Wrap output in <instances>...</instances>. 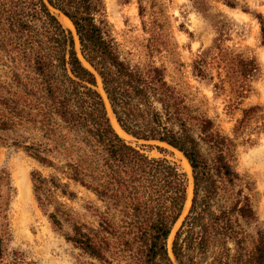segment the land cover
<instances>
[{"label": "trees", "instance_id": "16d2710c", "mask_svg": "<svg viewBox=\"0 0 264 264\" xmlns=\"http://www.w3.org/2000/svg\"><path fill=\"white\" fill-rule=\"evenodd\" d=\"M136 1L143 18L150 0ZM50 7L67 16L74 34ZM104 12V0H0V55L10 63V82L0 88V146L20 149L51 170L30 171L38 207L79 250L80 264H264V226L254 209L253 182L235 164L239 143H253L249 121L264 106L242 108L232 136L223 133L167 79L165 65L121 55ZM253 15L264 45V17ZM213 25L217 36L193 59L192 74L213 81L215 68L213 87L222 90L226 80L243 98L260 74L259 63L225 47L220 24ZM143 27L150 34L149 56L162 48L174 55L157 17ZM109 109L131 137L165 143L187 159L192 196L175 229L188 192L186 172L125 141ZM71 183L101 202L87 206L93 222L57 201V193L76 197ZM2 235L0 264H18L17 251L2 261Z\"/></svg>", "mask_w": 264, "mask_h": 264}, {"label": "rangeland", "instance_id": "374dc122", "mask_svg": "<svg viewBox=\"0 0 264 264\" xmlns=\"http://www.w3.org/2000/svg\"><path fill=\"white\" fill-rule=\"evenodd\" d=\"M235 1L237 5L232 8L223 0H197L198 6L193 0H150L146 5L145 15L141 18L136 0H104V15L108 21L109 32L121 55L132 62L151 59L157 64L165 65L167 79L177 83L178 88L192 99L191 103L212 117L218 128L230 136L234 124L242 116V108L252 105L264 106V45L260 40L259 22L253 15L261 13L264 17V0ZM50 10L59 15L57 10L51 7ZM155 17L163 24V29L172 43L173 56L163 48L152 56L148 55L146 45L150 34L143 27V22L149 27ZM214 23L221 26L225 47L235 52H243L247 56H255L259 63L260 74L252 81V90L243 98L236 95L226 80L222 90L213 87V82L218 81L215 68L211 70L213 81L192 74L193 59L202 49L210 46L217 36ZM65 27L74 34L73 25ZM76 49L79 51L77 39ZM9 65L8 59L0 55V88L3 89H6L10 82ZM221 74L224 77L223 72ZM98 87L102 90L101 84H98ZM110 116L113 122L112 112ZM263 122L264 111H259L250 119L248 133L253 143H239L235 164L236 168L247 174L253 182V205L264 226V129H257ZM113 125L116 128L114 122ZM116 130L118 131L117 128ZM119 134L149 157H166L186 172L188 192L175 229L187 213L192 196L191 168L187 170L183 165L185 157L165 144L137 140L123 132ZM156 145L164 149L160 151ZM32 169H39L44 175L51 172L22 150L0 146V231L3 234L5 253L2 261L8 262L17 251L18 264H80L82 256L79 250L66 241L61 232L52 228L48 218L38 207L30 180ZM23 176L28 179V194L22 193L19 186ZM69 187L76 192V197L68 199L57 193V201L63 204L64 209L82 220L93 222L94 218L87 206H101V202L92 192L80 185L71 183Z\"/></svg>", "mask_w": 264, "mask_h": 264}, {"label": "bare ground", "instance_id": "6f19581e", "mask_svg": "<svg viewBox=\"0 0 264 264\" xmlns=\"http://www.w3.org/2000/svg\"><path fill=\"white\" fill-rule=\"evenodd\" d=\"M58 11V10H57ZM59 12V11H58ZM56 15V14H55ZM58 17H59V20L62 22V24L64 25V26H67V27H69V26H72V23H71V21L67 18V16H65V15H63L62 13H60L59 12V15H58ZM74 31V30H73ZM74 36H76V35H74ZM83 60V59H82ZM83 62H84V60H83ZM85 64V63H84ZM99 84H100V80H99ZM101 91V90H100ZM103 94V93H102ZM107 102V101H106ZM109 111V114H110V112H111V110L109 109L108 110ZM113 114V113H112ZM110 116V115H109ZM114 116V115H113ZM110 118H111V116H110ZM113 122H114V124H115V126H116V128L118 129V131L119 132H123V133H125L121 128H120V126L117 124V122H116V120H115V117H113ZM111 121H112V119H111ZM112 122V123H113ZM115 128V129H116ZM117 131V132H118ZM118 132V133H119ZM127 134V133H126ZM122 137V136H121ZM123 138V137H122ZM161 144H165V143H161ZM165 145H167V144H165ZM167 146H169V145H167ZM169 147H171V146H169ZM175 149V148H174ZM176 150V149H175ZM178 151V150H177ZM180 152V151H179ZM183 165L185 166V168L187 169V170H189L190 169V165H189V163H188V161H187V159L185 158V163H183ZM19 186H20V189H21V191H22V193H24V194H28L29 192H30V188H29V185H28V179H27V177H25V176H23L21 179H20V181H19ZM170 239V238H169Z\"/></svg>", "mask_w": 264, "mask_h": 264}, {"label": "water", "instance_id": "95a60500", "mask_svg": "<svg viewBox=\"0 0 264 264\" xmlns=\"http://www.w3.org/2000/svg\"><path fill=\"white\" fill-rule=\"evenodd\" d=\"M74 28V27H73ZM116 120V119H115ZM117 122V121H116ZM118 124V123H117Z\"/></svg>", "mask_w": 264, "mask_h": 264}]
</instances>
